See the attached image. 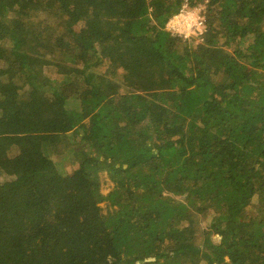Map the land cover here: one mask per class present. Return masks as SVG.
<instances>
[{
    "label": "trees",
    "instance_id": "1",
    "mask_svg": "<svg viewBox=\"0 0 264 264\" xmlns=\"http://www.w3.org/2000/svg\"><path fill=\"white\" fill-rule=\"evenodd\" d=\"M183 2L0 0V264H264V0Z\"/></svg>",
    "mask_w": 264,
    "mask_h": 264
},
{
    "label": "built area",
    "instance_id": "2",
    "mask_svg": "<svg viewBox=\"0 0 264 264\" xmlns=\"http://www.w3.org/2000/svg\"><path fill=\"white\" fill-rule=\"evenodd\" d=\"M206 2L191 5L189 0H184L181 8L168 19L166 30L183 39L200 40L206 30Z\"/></svg>",
    "mask_w": 264,
    "mask_h": 264
},
{
    "label": "rangeland",
    "instance_id": "3",
    "mask_svg": "<svg viewBox=\"0 0 264 264\" xmlns=\"http://www.w3.org/2000/svg\"><path fill=\"white\" fill-rule=\"evenodd\" d=\"M199 40L193 41L192 45H196ZM116 188L115 184L108 178V176L104 175L103 177V186H102V191L104 194H108L110 191H113ZM101 205H106L102 203ZM213 238L215 241L219 242L221 234L219 233H214ZM201 236L197 237V242L196 243H201Z\"/></svg>",
    "mask_w": 264,
    "mask_h": 264
},
{
    "label": "water",
    "instance_id": "4",
    "mask_svg": "<svg viewBox=\"0 0 264 264\" xmlns=\"http://www.w3.org/2000/svg\"><path fill=\"white\" fill-rule=\"evenodd\" d=\"M220 239H221V237H220ZM212 241H213L214 243H218L217 241L214 240L213 236H212Z\"/></svg>",
    "mask_w": 264,
    "mask_h": 264
}]
</instances>
